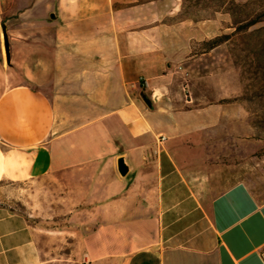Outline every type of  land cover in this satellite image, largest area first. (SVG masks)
I'll list each match as a JSON object with an SVG mask.
<instances>
[{
	"label": "crops",
	"instance_id": "obj_1",
	"mask_svg": "<svg viewBox=\"0 0 264 264\" xmlns=\"http://www.w3.org/2000/svg\"><path fill=\"white\" fill-rule=\"evenodd\" d=\"M181 10L0 0V264H264V199L216 192L204 167L228 106L199 100L190 75L220 19ZM47 204L89 226L68 251L34 220Z\"/></svg>",
	"mask_w": 264,
	"mask_h": 264
},
{
	"label": "rangeland",
	"instance_id": "obj_2",
	"mask_svg": "<svg viewBox=\"0 0 264 264\" xmlns=\"http://www.w3.org/2000/svg\"><path fill=\"white\" fill-rule=\"evenodd\" d=\"M216 18L221 34L197 47L209 54L196 61L190 75L199 100H219L228 106L220 127L207 137L205 172L216 192L241 182L264 199V21L247 25L264 20V0H182L176 19ZM1 34L0 30V73L10 66ZM49 206L35 209L41 216L34 220L62 238L63 251H68L79 238L76 233L87 232L89 226L71 224L66 217L55 216ZM19 208L24 209L21 204Z\"/></svg>",
	"mask_w": 264,
	"mask_h": 264
},
{
	"label": "water",
	"instance_id": "obj_3",
	"mask_svg": "<svg viewBox=\"0 0 264 264\" xmlns=\"http://www.w3.org/2000/svg\"><path fill=\"white\" fill-rule=\"evenodd\" d=\"M2 33L4 35V45H5V50H6V57H7V60H9L8 42H7L6 32H5L4 28H2ZM117 170L121 176H125L127 171H128L127 166L124 164V162L121 158L118 159V161H117Z\"/></svg>",
	"mask_w": 264,
	"mask_h": 264
},
{
	"label": "trees",
	"instance_id": "obj_4",
	"mask_svg": "<svg viewBox=\"0 0 264 264\" xmlns=\"http://www.w3.org/2000/svg\"><path fill=\"white\" fill-rule=\"evenodd\" d=\"M222 3H223V4H226V2H222ZM259 21H264V20L257 19V20H254V21L249 22V24H247V25L250 26V25H253V24H255V23L259 22ZM220 40H221V38L215 39V40H214V43H215V42H218V41H220Z\"/></svg>",
	"mask_w": 264,
	"mask_h": 264
}]
</instances>
